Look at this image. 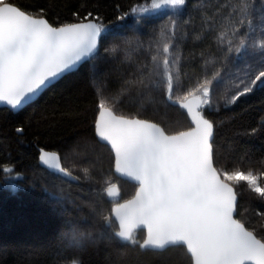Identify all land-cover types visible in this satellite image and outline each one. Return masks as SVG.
<instances>
[{
  "label": "trees",
  "instance_id": "trees-1",
  "mask_svg": "<svg viewBox=\"0 0 264 264\" xmlns=\"http://www.w3.org/2000/svg\"><path fill=\"white\" fill-rule=\"evenodd\" d=\"M151 1L6 0L54 27L94 20L103 30L98 53L77 71L16 114L0 108V264H191L183 246L141 250L143 231L116 237L111 208L136 187L115 177L94 135L102 100L167 134L189 129L185 111L166 101L169 79L172 99H202L208 88L200 112L213 124L215 168L252 173L264 186V78L255 81L264 0H186L177 12L138 15ZM39 148L56 152L74 181L40 167ZM231 185L236 219L264 241V197L244 181Z\"/></svg>",
  "mask_w": 264,
  "mask_h": 264
},
{
  "label": "snow or ice",
  "instance_id": "snow-or-ice-1",
  "mask_svg": "<svg viewBox=\"0 0 264 264\" xmlns=\"http://www.w3.org/2000/svg\"><path fill=\"white\" fill-rule=\"evenodd\" d=\"M185 4L160 0L153 7ZM102 30L93 22L53 27L0 0V102L17 108L34 98L95 49ZM262 78L264 70L255 81ZM248 91L251 88L245 87L240 95ZM208 95L204 87L200 103L182 98L180 106L188 110L195 128L177 135L100 105L96 134L111 146L115 170L138 184L135 197L114 209L125 229L118 235L128 239L133 226H143L148 238L141 247L182 243L195 264H264V241L233 218L236 196L227 181H246L261 197L264 187L252 173H221L213 167V124L198 111L201 103H208ZM55 159L40 156L45 163Z\"/></svg>",
  "mask_w": 264,
  "mask_h": 264
},
{
  "label": "water",
  "instance_id": "water-1",
  "mask_svg": "<svg viewBox=\"0 0 264 264\" xmlns=\"http://www.w3.org/2000/svg\"><path fill=\"white\" fill-rule=\"evenodd\" d=\"M10 4V3H8ZM11 6H14L12 4H10ZM16 7V6H15ZM34 17V16H33ZM34 18H40V19H45V18H42V17H34ZM46 20V19H45ZM47 21V20H46ZM48 22V21H47ZM88 22H93V23H96L94 20H86V21H81V22H77V23H88ZM49 23V22H48ZM50 24V23H49ZM97 24V23H96ZM51 25V24H50ZM52 26V25H51ZM65 26V25H64ZM54 27V26H53ZM59 27H63V26H59ZM100 38H101V35L100 37L98 38V41H97V46L95 49H93L87 56L83 57L80 61H78L75 65L72 66L71 69L69 70H66L64 73L60 74V76L58 78H55L54 81L50 84H48V86L42 88V90H40L38 92V94L34 97V98H31L29 100H26L25 102H22V104L20 106H18L17 108H12L10 105L6 104L5 102H0V108H5V109H8L9 111H11L12 113L16 114L18 112H20L22 109H24L26 106L34 103L39 97L40 95L46 90L48 89L49 87L53 86L54 84H56L58 81H60L63 77L77 71L82 65H84L86 62L90 61L97 53H98V50H99V43H100ZM166 101L168 102V104L172 105V106H175V107H179L181 109H183L188 117V120H189V123L191 125V127L185 131H189L193 128H195V124L193 123L192 121V117L191 115L189 114L188 110L186 108H182L180 106V101L181 100H174L171 98V90H169L168 88V91L166 93ZM193 102L194 104L195 103H200V98L197 97V96H191V97H188V100L187 101H184L185 103L187 102ZM201 106H202V103L200 104V108L198 109V111H200L201 109ZM108 108V107H107ZM110 109V108H108ZM115 115H118L116 114L112 109H110ZM99 112H100V109L98 111V114L96 116V119L98 118L99 116ZM118 116H121V115H118ZM125 117V116H123ZM125 118H130V117H125ZM131 118H134V119H139L137 117H131ZM205 118V117H204ZM95 119V121H96ZM144 120V119H143ZM146 122L148 123H154V122H151V121H148V120H145ZM210 122V121H209ZM211 123V122H210ZM156 124V123H154ZM156 126L162 128L161 126H159L158 124H156ZM163 129V128H162ZM20 132V131H18ZM166 133V132H165ZM180 133V132H179ZM179 133H175V134H168V135H177ZM94 134H95V138L97 139V141L102 144V145H105L108 147V149L110 150L112 156H113V174L115 175V177H117L118 179L120 180H123V181H126V182H129L133 185L136 186V189H135V192L134 194L132 195L131 198L125 200V201H122L118 204H115L112 206L111 208V216H112V219L114 220V222L116 223V226H117V231L115 233L116 237L123 241V242H127L128 240H130L131 236L137 232V231H143L144 233V238L142 240V242L140 243L139 247L141 250H150V251H156V252H162L170 247H173V246H183L187 252V254L190 256L191 258V264H195V261H194V258L192 257L191 253L188 251L187 249V246L182 244V243H177V244H167L165 245L163 248H157L155 246H152V245H147L145 247H141V245L144 243V241L148 238V233H147V229L144 228L143 226H133L132 228V231L130 233V236L128 239H124L123 237L119 236V232H121L122 230H125L123 227H122V224H121V221H120V218L119 216L116 214V212L114 211V209L119 205V204H123V203H126L130 200H132L134 197H135V194H136V191L138 190V184L133 181L131 178L125 176V175H122L120 173H118L116 170H115V154L114 152L112 151L111 149V146L107 143V141H103L101 140L97 134H96V130H95V122H94ZM167 134V133H166ZM213 135H214V128H213ZM213 135L210 139V144L212 143V140H213ZM49 154V155H52V156H55L56 159L55 160H52V161H49L48 163H45L43 161L40 160V156L41 154ZM211 155H212V161H213V151H212V144H211ZM38 164L40 167H42L43 169L47 170L48 172L50 173H53L54 175H57L65 180H68V181H74V177L67 171L63 168L62 166V163H61V160H60V156L54 152V151H49V150H45L43 148H39L38 149ZM213 167L215 168L214 164H213ZM228 183V182H227ZM230 184V183H229ZM231 185V184H230ZM232 186V185H231ZM233 187V186H232ZM233 190H234V193H235V189L233 187ZM235 196H236V201H235V205H234V211H233V218L236 219L235 215H236V203H237V195L235 193ZM237 220V219H236ZM238 221V220H237ZM239 222V221H238ZM241 223V222H239ZM242 224V223H241ZM243 225V224H242ZM244 226V225H243ZM244 228L246 229V227L244 226ZM247 231H249L248 229H246ZM251 232V231H249ZM254 235V234H253ZM255 236V235H254ZM256 237V236H255ZM257 238V237H256ZM258 239V238H257ZM260 240V239H259Z\"/></svg>",
  "mask_w": 264,
  "mask_h": 264
},
{
  "label": "rangeland",
  "instance_id": "rangeland-1",
  "mask_svg": "<svg viewBox=\"0 0 264 264\" xmlns=\"http://www.w3.org/2000/svg\"><path fill=\"white\" fill-rule=\"evenodd\" d=\"M160 0H154V1H151L147 6L145 7H142V8H139L137 10V14L139 15H144V14H158V15H164L168 12H177L179 10L182 9V7H168V6H164V7H160V8H154L153 5L156 4V3H159ZM97 86V85H96ZM192 96H196V95H192ZM191 97V96H190ZM198 97V96H197ZM200 98V97H199ZM182 99V98H181ZM179 99V100H181ZM201 99V98H200ZM174 100H178V99H174ZM101 104L105 105L106 107H108V105L105 103V101L102 100ZM100 104V105H101ZM208 104V103H207ZM210 105V101H209V104ZM109 108V107H108ZM111 109V108H110ZM122 116V115H121ZM126 117V116H125ZM131 118V117H130ZM140 119V118H139ZM152 122V121H151ZM191 127V126H190ZM95 135V134H94ZM228 183H232V184H235L236 182H233V181H227ZM241 182V181H239ZM246 184H248L246 181H244ZM129 183V182H128ZM260 186V185H259ZM136 187V186H135ZM250 187V186H249ZM260 187H264V186H260ZM251 188V187H250ZM136 189V188H135ZM252 189V188H251ZM135 192V191H134ZM134 194V193H133ZM132 197V196H131ZM130 197V198H131ZM127 200V199H126ZM125 201V200H124ZM122 202V201H121ZM120 202H117L115 204H118ZM114 204V205H115Z\"/></svg>",
  "mask_w": 264,
  "mask_h": 264
},
{
  "label": "clouds",
  "instance_id": "clouds-1",
  "mask_svg": "<svg viewBox=\"0 0 264 264\" xmlns=\"http://www.w3.org/2000/svg\"><path fill=\"white\" fill-rule=\"evenodd\" d=\"M77 228L78 229V233L79 232H84L85 234L87 233V231H88V227H86V228H81V227H79V226H73V228ZM71 231H72V229L70 230V232L69 233H71ZM87 243H89L88 241H85V245H87Z\"/></svg>",
  "mask_w": 264,
  "mask_h": 264
}]
</instances>
